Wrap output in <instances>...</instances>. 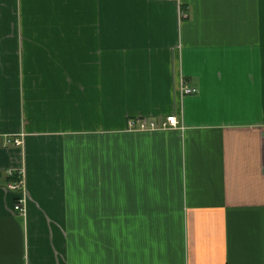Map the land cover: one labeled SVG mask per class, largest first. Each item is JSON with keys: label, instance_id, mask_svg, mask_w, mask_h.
I'll return each mask as SVG.
<instances>
[{"label": "crops", "instance_id": "obj_1", "mask_svg": "<svg viewBox=\"0 0 264 264\" xmlns=\"http://www.w3.org/2000/svg\"><path fill=\"white\" fill-rule=\"evenodd\" d=\"M3 135L0 264H264V0H0Z\"/></svg>", "mask_w": 264, "mask_h": 264}, {"label": "built area", "instance_id": "obj_2", "mask_svg": "<svg viewBox=\"0 0 264 264\" xmlns=\"http://www.w3.org/2000/svg\"><path fill=\"white\" fill-rule=\"evenodd\" d=\"M178 92L181 96L195 94L197 87L189 85L184 79H180L178 82ZM176 127H179V122L177 116L174 114H169L162 119L139 117L128 118L126 121V128L129 131H155ZM21 142V136L19 135H3L0 138V148L18 146ZM6 174L10 178L9 182H7V188L10 190H18L21 193L16 199L13 208L20 214H23L25 211L24 170L22 168L16 170L7 169Z\"/></svg>", "mask_w": 264, "mask_h": 264}]
</instances>
